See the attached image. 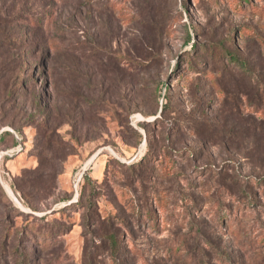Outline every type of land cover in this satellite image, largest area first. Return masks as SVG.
<instances>
[{
  "label": "rangeland",
  "instance_id": "rangeland-1",
  "mask_svg": "<svg viewBox=\"0 0 264 264\" xmlns=\"http://www.w3.org/2000/svg\"><path fill=\"white\" fill-rule=\"evenodd\" d=\"M7 131L0 264H264V0H0Z\"/></svg>",
  "mask_w": 264,
  "mask_h": 264
},
{
  "label": "trees",
  "instance_id": "trees-1",
  "mask_svg": "<svg viewBox=\"0 0 264 264\" xmlns=\"http://www.w3.org/2000/svg\"><path fill=\"white\" fill-rule=\"evenodd\" d=\"M230 59L233 61V63H235L239 67H241V69H247L246 64L245 63H241V61H239L238 58L235 59L234 56L230 55ZM248 95H250V93ZM253 99L255 101L254 103H256L255 105H257L258 107H260V105H263L262 104V99H261V97L259 95H256L255 98H253ZM164 109H168V102L165 103ZM10 136H12L10 132H8V131L7 132H3L1 134V137H0V144H5L7 142V140L10 138ZM13 143L15 145L18 144V142H17V140L15 138H14V142ZM81 183H82V181H81ZM81 186H82V184H80V186H79V192L81 190ZM109 242H110V246L111 247L117 248L118 240H117L115 235H111L110 236V241Z\"/></svg>",
  "mask_w": 264,
  "mask_h": 264
},
{
  "label": "water",
  "instance_id": "water-1",
  "mask_svg": "<svg viewBox=\"0 0 264 264\" xmlns=\"http://www.w3.org/2000/svg\"><path fill=\"white\" fill-rule=\"evenodd\" d=\"M17 200V199H16ZM18 201V200H17Z\"/></svg>",
  "mask_w": 264,
  "mask_h": 264
}]
</instances>
